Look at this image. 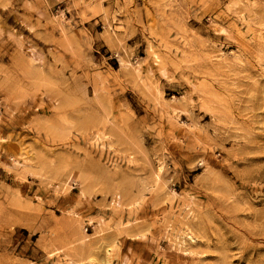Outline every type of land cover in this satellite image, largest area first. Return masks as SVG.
I'll list each match as a JSON object with an SVG mask.
<instances>
[{
	"label": "rangeland",
	"instance_id": "374dc122",
	"mask_svg": "<svg viewBox=\"0 0 264 264\" xmlns=\"http://www.w3.org/2000/svg\"><path fill=\"white\" fill-rule=\"evenodd\" d=\"M264 264V0H0V264Z\"/></svg>",
	"mask_w": 264,
	"mask_h": 264
},
{
	"label": "bare ground",
	"instance_id": "6f19581e",
	"mask_svg": "<svg viewBox=\"0 0 264 264\" xmlns=\"http://www.w3.org/2000/svg\"><path fill=\"white\" fill-rule=\"evenodd\" d=\"M105 263L104 264H110L108 260L104 261Z\"/></svg>",
	"mask_w": 264,
	"mask_h": 264
}]
</instances>
